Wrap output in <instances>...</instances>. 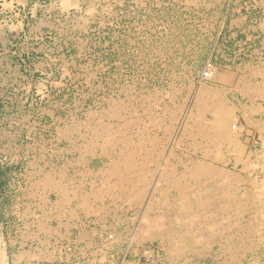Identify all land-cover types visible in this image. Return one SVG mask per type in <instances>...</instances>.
Instances as JSON below:
<instances>
[{
    "label": "rangeland",
    "instance_id": "obj_1",
    "mask_svg": "<svg viewBox=\"0 0 264 264\" xmlns=\"http://www.w3.org/2000/svg\"><path fill=\"white\" fill-rule=\"evenodd\" d=\"M263 83L264 0H0L4 263L264 264Z\"/></svg>",
    "mask_w": 264,
    "mask_h": 264
},
{
    "label": "bare ground",
    "instance_id": "obj_2",
    "mask_svg": "<svg viewBox=\"0 0 264 264\" xmlns=\"http://www.w3.org/2000/svg\"><path fill=\"white\" fill-rule=\"evenodd\" d=\"M68 1L71 3V1H73V0H68ZM74 1H76V0H74ZM227 74H228V73H227ZM227 74L218 71L217 74H216V76H222V77H223L222 79H224V78H227L228 75H230V74H228V75H227ZM228 78H229V77H228ZM236 81H237V80H236ZM245 82H246V81H245ZM248 82H249V81H248ZM248 82H247V83H248ZM248 84H249V83H248ZM248 84H247V85H248ZM255 84H256V83H255ZM263 84H264V83H263ZM249 85H250V84H249ZM243 86H244V85H243ZM258 86H259V85H258ZM258 88H259V87H258ZM259 89H260V88H259ZM257 90H258V89H257ZM257 90H256V91H257ZM206 91H207V90H206ZM243 91H244V90H243ZM258 91H259V90H258ZM260 91H261V90H260ZM249 92H250V91H249ZM203 94H204V93H203ZM203 94H202V95H203ZM213 94H214V93H213ZM173 95H174V94H173ZM207 95H209V93H207ZM215 95H216V94H215ZM261 95H262V93H261ZM260 97H261V96H260ZM198 98H199V97H198ZM204 98H205V97H204ZM211 98H212V96H211ZM211 98H210V99H211ZM207 100H208V99H207ZM211 100H212V99H211ZM197 102H198V101H197ZM218 103H219V101H218ZM203 104H204V103H203ZM205 104L207 105L208 103H205ZM206 105H205L204 107H206ZM222 105H223V104H222ZM207 106H208V105H207ZM200 107H201V106H200ZM204 107H203V108H204ZM210 107H211V106H210ZM219 107L222 108L223 106H222V107L219 106ZM219 107H218V105H217V108H219ZM180 108H181V107H180ZM180 108H179V109H180ZM201 108H202V107H201ZM166 109H167V108H166ZM166 109H165V110H166ZM207 109H209V107H207ZM222 109H223V108H222ZM222 109H221V110H222ZM237 109H238V108H237ZM172 110H173V109H172ZM174 110H175V109H174ZM214 110H215V107H214ZM218 110H219V109H218ZM238 110H239V109H238ZM198 111H199V110H198ZM202 111H203V110H202ZM206 111H207V110H206ZM208 111H209V110H208ZM216 111H217V109H216ZM203 112H204V111H203ZM217 112H218V111H217ZM221 112H222V115H220L219 113H216V114H218V116L220 115V118H219V119L217 118V119H218V123H216V124H218V125L216 126V128L219 127V128H218V131L220 132L221 135H223L224 139H226V140H230V141H233V139H234V137H235L236 134H235L233 131H231V127H230V126H231V125H230V120H231L232 114H231L230 112H228V111H225V112H224V110H223V111H220V113H221ZM158 114H159V113H158ZM201 114H202V113H201ZM201 114H200V115H201ZM216 114H215V116H216ZM174 115H175V114H174ZM175 116H176V115H175ZM215 116H214V118H215ZM159 117H160V116H159ZM159 117H158V118H159ZM148 118H149V117H148ZM150 118H151V117H150ZM152 118H153V117H152ZM173 118H174V116H173ZM173 118H172V119H173ZM154 119H155V118H154ZM162 119H163V118H162ZM215 119H216V118H215ZM198 120H199V117H198ZM213 121H215V120H213ZM130 122H131V121H130ZM134 122L136 123V121H134ZM207 122H208V121H207ZM132 124H133V123H132ZM196 124H197V123H196ZM212 124H213V123H212ZM127 125H128V124H127ZM185 125H186V124H185ZM212 126H213V125H212ZM212 126H211V127H212ZM209 127H210V126H209ZM235 127H236V126H235ZM87 128H88V127H87ZM93 128H94V127H93ZM102 129H103V127H102ZM118 129H119V128H118ZM211 129H212V128H211ZM211 129H209V130H211ZM93 130H95V129H93ZM214 130H215V129H214ZM214 130H213V133H214ZM95 131H96V130H95ZM110 131H111V130H110ZM207 131H208V130H207ZM218 131H217V132H218ZM189 132H190V131H189ZM201 132H202V131H201ZM235 132H236V130H235ZM207 133H208V132H207ZM215 133H216V132H215ZM109 134H110V132H109ZM110 136H113V135H110ZM129 136H131V135H129ZM154 136H155V135H154ZM202 136H204V135H202ZM205 136L208 137V138H210V140L213 139V138H211V137L209 136V134H208V136H207V135H205ZM114 137H115V136H114ZM148 137H149V135H148ZM158 137H159V136H158ZM212 137H214V136L212 135ZM215 137H216V135H215ZM143 138H144V137H143ZM150 139H153V138L150 137ZM156 139H157V135H156V137H155V140H156ZM217 139H218V136H217ZM141 140H142V139H141ZM146 140H147V139H146ZM110 141H111V140H110ZM118 141H119V140H118ZM139 141H140V140H139ZM143 141H144V139H143ZM143 141H141L140 143L142 144ZM145 142H146V141H145ZM148 142H149V141H148ZM155 142H156V141H155ZM155 142H154V143H155ZM127 143H128V142H127ZM140 143H138V144H140ZM143 143H144V142H143ZM150 143H153V141L150 140ZM210 143H211V142H210ZM213 143H214V142H213ZM156 144H157V143H156ZM199 144H200V143H199ZM218 144H219V143H218ZM218 144H217V145H218ZM145 145H146V144H145ZM154 145H155V144H154ZM139 146H141V145H139ZM215 146H216V145H215ZM215 146H214V147H215ZM153 147H154V146H153ZM216 147H217V146H216ZM216 147H215V148H216ZM146 148H147V147H146ZM154 148H155V147H154ZM231 148H232V147H231ZM136 149H137V148H136ZM136 149H134V151H135ZM120 150H121V149H120ZM140 150H142V149H140ZM150 150H151V149H150ZM233 150H234V149H233ZM136 151H138V150H136ZM152 151H153V150H152ZM211 151H212V150H211ZM211 151H210V152H211ZM215 151H217V150H215ZM217 152H218V151H217ZM129 153H131V152H129ZM145 153H146V152H145ZM148 153H149V152H148ZM148 153H147V155H148ZM151 153H152V152H151ZM157 153L159 154V152H157ZM134 154H136V152H134ZM206 154H207V153H206ZM217 154H218V153H217ZM141 155H142V154L140 153V156H141ZM131 156H132V155H131ZM157 156L159 157V155H157ZM217 156H218V155H217ZM263 156H264V155H263ZM128 157H130V155H129ZM132 157H133V156H132ZM141 157H143V156H141ZM151 157H152V156H151ZM125 158H127V156H125ZM146 158H147V157H146ZM156 158H157V157H156ZM214 158H215V157H214ZM123 159H124V158H123ZM150 159H151V158H150ZM128 160H129V159H128ZM130 160H131V159H130ZM236 160H237V159H236ZM125 161H127V159H126ZM125 161H124V162H125ZM143 161H144V160H143ZM143 161H141V162L143 163ZM145 161H146V160H145ZM239 161H240V160H239ZM243 161H244V159H243ZM112 162H115V161H112ZM116 162H117V161H116ZM116 162H115V164H116ZM119 162H122V161H118L117 163H119ZM127 162H128V161H127ZM129 162H130V161H129ZM147 162H148V161H147ZM236 162H237V161H236ZM145 163H146V162H145ZM149 163H150V161H149ZM200 163H201V162H200ZM202 163H203V162H202ZM202 163H201V164H202ZM121 164H122V163H121ZM124 164H126V163H124ZM124 164H123V165H124ZM128 164H129V163H128ZM132 164H137V163H132ZM201 164H199V165H201ZM130 165H131V164H130ZM140 165H141V164H140ZM140 165H139V166H140ZM142 165H143V164H142ZM197 165H198V164H197ZM131 166H132V169H133V168H134V169H135V168L138 169V166H137V167H136V166H133V165H131ZM131 166H130V168H131ZM143 166H144V165H143ZM145 166H146V165H145ZM170 167H171V166H170ZM196 167L198 168V166H196ZM200 167L202 168L203 166L201 165V166H199V168H200ZM205 167H206V168H205ZM248 167H249V166H248ZM128 168H129V167H128ZM197 168H196V170H191V172L194 171L195 174H196V173L198 172V171H197ZM201 168H200V170H201ZM203 168L208 169L209 171H212V170H210L209 166H207V165L204 166ZM203 168H202V169H203ZM249 168H250V167H249ZM118 169H119V167H118ZM132 169H130V170L132 171ZM137 169H136V170H137ZM140 169H141V168H140ZM143 169H144V167H143ZM128 170H129V169H127V172H128ZM138 170H139V169H138ZM200 170H199V172H200ZM114 171H115V170H114ZM118 171H120V170H118ZM131 171H129V172L131 173ZM139 171H140V170H139ZM141 171H142V170H141ZM144 171H145V170H143L142 172H144ZM203 171H204V170H202L201 174H202V173L205 174V172L208 173L207 170L204 171V172H203ZM227 171H229V170H227ZM116 172H117V171H116ZM120 172H121V171H120ZM132 172H133V171H132ZM134 172H135V171H134ZM194 172H193V173H194ZM199 172H198V174H199ZM220 172H223V171H220ZM136 173H137V172H136ZM146 173H147V172H146ZM166 173H168V171H167ZM169 173H170V172H169ZM169 173H168V175H169ZM193 173H191L190 175H192ZM232 173H233V170H232ZM122 174H123V173L121 172V175H122ZM124 174H125V173H124ZM133 174H134V173H133ZM133 174H132V176H133ZM137 174H138V173H137ZM164 174H165V173H164ZM170 174H171V173H170ZM183 174H184V173H183ZM187 174H189V173H187ZM228 174H229V173H228ZM45 175H46V174H45ZM111 175H113V173H112ZM126 175H127V174H126ZM129 175H130V174H129ZM129 175H128V176H129ZM146 175H147V174H146ZM146 175H144V176H146ZM185 175H186V174H185ZM193 175H194V174H193ZM193 175H192V176H193ZM196 175H197V174H196ZM229 175H230V174H229ZM47 176H48V175H47ZM109 176H110V175H109ZM119 176H120V175H119ZM119 176H118V177H119ZM138 176H140V175L138 174ZM138 176H137V177H138ZM141 176H142V175H141ZM194 176H195V175H194ZM142 177H143V176H142ZM165 177L167 178V175H166ZM165 177H162V178L164 179ZM175 177H177V176H175ZM47 178H49V177H47ZM123 178H124V177H123ZM139 178H140V177H139ZM144 178H146V177H144ZM235 178H236V177H235ZM38 179H39V178H38ZM108 179H109V177H108ZM118 179H119V178H118ZM118 179H117V180H118ZM120 179H122V177H120ZM124 179H125V178H124ZM126 179H127V178H126ZM128 179H129V178H128ZM168 179H169V178H168ZM168 179H167V180H168ZM238 179H239V178H238ZM43 180H44V178H43ZM56 180H59V179H56ZM138 180H139V179H137V181H138ZM46 181H47V180H46ZM53 181H54L53 179L50 180V182H53ZM107 181H108V180H107ZM127 181H128V180H127ZM175 181H176V180H175ZM234 181H235V180H234ZM50 182H49V183H50ZM55 182H56V181H55ZM113 182H114L113 184L115 185L116 180H114ZM122 182H123V181H122ZM125 182H126V181H125ZM130 182H131V179H130ZM135 182H136V181H135ZM138 182H139V181H138ZM147 182H148V181H147ZM45 183L47 184V182H44V184H45ZM111 183H112V182H111ZM132 183H133V182H132ZM144 183H146V181L143 182L142 184H144ZM177 183H178V182H177ZM44 184H43L42 186H44ZM56 184H57V183H56ZM56 184H55V185L53 184V185L56 186ZM134 184H135V183L132 184L133 187H135ZM49 185H50V184H49ZM59 185H60V184H59ZM109 185H110V184H109ZM109 185H108V186H109ZM119 185H120V184H119ZM119 185H117V186H119ZM121 185H122V184H121ZM123 185H124V182H123ZM126 185H127V184H126ZM126 185H125V186H126ZM132 185H131V186H132ZM137 185H139V184L136 183V187H137ZM47 186H48V184H47ZM57 186H58V185H57ZM57 186H56V187H57ZM263 186H264V185H263ZM44 187H45V186H44ZM60 187H61V185H60ZM102 187H103V186H102ZM102 187H101V188H102ZM109 187H110V186H109ZM112 187H113V186H112ZM120 187H121V186H119L118 188H120ZM133 187H131V188H133ZM136 187H135V188H136ZM61 188H62V187H61ZM101 188H100V189H101ZM113 188H114V187H113ZM123 188H124V187H123ZM128 188H130V187H128ZM140 188H142V186H141ZM140 188H139V189H140ZM263 188H264V187H263ZM55 189H56V188H55ZM133 189H134V188H133ZM142 189H143V188H142ZM261 189H262V188H261ZM44 190H45V189H44ZM61 190H62V189H61ZM107 190H110V189H107ZM128 190H129V189H128ZM131 190H132V189H130V191H131ZM140 190H141V189H140ZM257 190H258V189H257ZM62 191L65 192L64 190H62ZM93 191H94V190H93ZM104 191H105V190H104ZM104 191H103V193H104ZM121 191H122V189H121ZM130 191H128V192H130ZM132 191H133V190H132ZM138 191H139V190H137V192H138ZM63 192H62V193H63ZM74 192H75V191H74ZM100 192H101V190H100ZM105 192L108 193L107 191H105ZM131 193H133V192H131ZM131 193H130V194H131ZM142 193H143V192H142ZM66 194H67V193H66ZM66 194H65V195H66ZM93 194H95V193H93ZM97 194H98V193H96L95 195H97ZM100 194H101V193H100ZM100 194H99V195H100ZM113 194H114V193H113ZM122 194H123V193H122ZM133 194H134V193H133ZM135 194H136V193H135ZM137 194H138V193H137ZM139 194H140V193H139ZM259 194H260V193H259ZM141 195H142V194H141ZM100 196H101V195H100ZM121 196H122V195H121ZM130 196H133V195H130ZM136 196H137V195H136ZM136 196H135V197H136ZM64 197H65V196H64ZM96 197H97V196H96ZM102 197H103V196H102ZM102 197H101V198H102ZM119 197H120V196H119ZM128 197H129V196H128ZM71 198H72V197H71ZM98 198H100V197H98ZM133 199H134V198H133ZM84 200H85V199H84ZM126 201H127V200H126ZM128 201H129V198H128ZM88 202H89V201H88ZM88 202H87V203H88ZM124 202H125V201H124ZM91 207H92V206H91ZM91 207H89V208H91ZM259 209H260V208H259ZM87 210H88V209H87ZM260 210H261V209H260ZM25 213H26V212H25ZM256 213H257V212H256ZM158 228H159V227H158ZM156 230H157V229H156ZM255 230H256V229H255ZM255 230H254V231H255ZM153 231H154V230H153ZM257 231H258V230H257ZM155 232H156V231H155ZM0 255H1V256H0V264H5V263H4V258H3V253H1V251H0ZM45 255H46V254H45ZM50 255H51V254H50ZM38 257H39V256H38ZM102 260H103V259H102Z\"/></svg>",
    "mask_w": 264,
    "mask_h": 264
},
{
    "label": "built area",
    "instance_id": "obj_3",
    "mask_svg": "<svg viewBox=\"0 0 264 264\" xmlns=\"http://www.w3.org/2000/svg\"><path fill=\"white\" fill-rule=\"evenodd\" d=\"M215 68L211 62H208L207 65L203 68L200 78L204 80H210L214 75Z\"/></svg>",
    "mask_w": 264,
    "mask_h": 264
},
{
    "label": "water",
    "instance_id": "obj_4",
    "mask_svg": "<svg viewBox=\"0 0 264 264\" xmlns=\"http://www.w3.org/2000/svg\"><path fill=\"white\" fill-rule=\"evenodd\" d=\"M2 210H1V205H0V251H1V241H2Z\"/></svg>",
    "mask_w": 264,
    "mask_h": 264
}]
</instances>
